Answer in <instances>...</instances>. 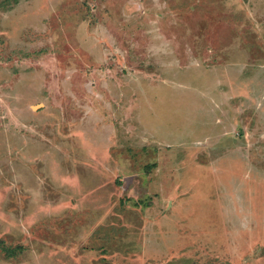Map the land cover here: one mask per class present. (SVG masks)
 I'll return each instance as SVG.
<instances>
[{
  "label": "rangeland",
  "instance_id": "1",
  "mask_svg": "<svg viewBox=\"0 0 264 264\" xmlns=\"http://www.w3.org/2000/svg\"><path fill=\"white\" fill-rule=\"evenodd\" d=\"M0 264H264V0H0Z\"/></svg>",
  "mask_w": 264,
  "mask_h": 264
}]
</instances>
